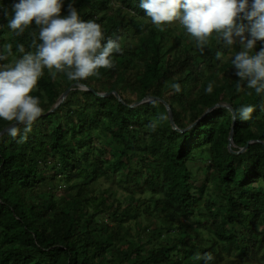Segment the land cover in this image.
Listing matches in <instances>:
<instances>
[{
    "label": "trees",
    "instance_id": "trees-1",
    "mask_svg": "<svg viewBox=\"0 0 264 264\" xmlns=\"http://www.w3.org/2000/svg\"><path fill=\"white\" fill-rule=\"evenodd\" d=\"M10 2L0 7V52L10 42L13 55L0 63L22 56L17 44L34 52L31 32L39 43L34 25L10 32L19 0ZM62 3V16L71 4L122 51L86 81L45 69L32 93L44 112L28 140H0V264H264V95L237 90L231 57L240 45L229 51L213 39L201 54L178 23L158 30L140 0ZM111 91L122 99L98 94ZM227 105L253 106L252 118L233 126ZM8 125L0 120V132ZM191 161H202L199 171Z\"/></svg>",
    "mask_w": 264,
    "mask_h": 264
},
{
    "label": "clouds",
    "instance_id": "clouds-1",
    "mask_svg": "<svg viewBox=\"0 0 264 264\" xmlns=\"http://www.w3.org/2000/svg\"><path fill=\"white\" fill-rule=\"evenodd\" d=\"M139 7L160 31L173 23L182 26L201 54L211 47L213 39L229 51L239 44L240 50L231 57L240 78L237 90L246 84L257 95H264V48L255 50L257 41H264V0H140ZM62 8V0H19L12 5L10 32L22 36L34 25L39 30V43L36 32H31L30 47L35 51H26L24 44H17L22 56L0 63V120L9 122L0 132V140L5 134L13 139L19 136V143L28 140L34 122L44 112L40 98L32 93L38 90L45 69L52 79L63 74L70 81H86L98 77L100 69L113 67V54L122 51L116 40L109 38L103 43L105 34L99 23L83 20L71 4L68 15L62 16ZM241 19L248 24L238 23ZM246 32L251 38L245 36ZM12 49V43L6 42L0 61H8ZM216 59L223 63L225 53L216 52ZM174 87L179 91L178 84ZM212 90L213 85L209 84L206 91ZM253 112V106H243L233 118L248 121ZM167 119L166 115L159 117V121ZM157 124L150 123L153 132ZM212 258L211 254H205L206 260Z\"/></svg>",
    "mask_w": 264,
    "mask_h": 264
},
{
    "label": "water",
    "instance_id": "water-1",
    "mask_svg": "<svg viewBox=\"0 0 264 264\" xmlns=\"http://www.w3.org/2000/svg\"><path fill=\"white\" fill-rule=\"evenodd\" d=\"M82 87H86V88H88V89H91V88H89V87H87L85 84H82L81 85ZM71 88H72V86H70V87H68L67 88V90L63 93V95L61 96V98L59 99V101L57 102V104H56V107L66 98V96L68 95V93H69V91L71 90ZM111 93H115L116 95H117V97L119 98V99H122L121 97H120V95L116 92V91H111V92H108V93H98V94H101V95H109V94H111ZM156 97H150L149 99H155ZM148 99V100H149ZM144 100H142V101H140V102H137V103H135L134 105H137V104H139V103H141V102H143ZM166 105H167V107H168V111H169V116H170V120H171V123L174 125V127L175 128H177L176 126H175V121H174V119H173V113H172V110H171V108H170V106L166 103ZM217 105H220L219 103L218 104H216L215 106H213V107H211V108H209L205 113H204V115H206V113L207 112H209L211 109H213L214 107H216ZM228 107H230L231 108V110H232V112H233V116H234V109L231 107V106H229V105H227ZM55 107V108H56ZM54 108V109H55ZM54 109H52V110H54ZM203 115V116H204ZM235 125V119L233 120V126ZM9 126V125H8ZM7 126V127H8ZM190 126H192V125H190ZM6 127V128H7ZM233 128L234 127H232V130H231V132H230V135H229V148L230 149H232V144H233ZM5 129V128H4ZM4 129L1 131V132H3L4 131ZM252 142H254V140H250V141H248L247 143H246V145L244 146V147H241L240 148V150L238 151V152H240V151H243V150H245Z\"/></svg>",
    "mask_w": 264,
    "mask_h": 264
},
{
    "label": "rangeland",
    "instance_id": "rangeland-1",
    "mask_svg": "<svg viewBox=\"0 0 264 264\" xmlns=\"http://www.w3.org/2000/svg\"><path fill=\"white\" fill-rule=\"evenodd\" d=\"M10 1L12 2L13 0H10ZM2 2H3V0H0V7L2 6ZM10 62H12V61H10ZM189 165L196 172V171H199L198 170L199 166H202L203 163H202V161H197V162L196 161H191V162H189ZM101 182H103V187H107V186L111 185L113 187V189L115 188L117 191L115 189L114 190L116 191L118 196L124 197L127 194L123 188H120L117 185H113L112 182L106 181L105 177L101 178ZM143 218H145V217H143ZM143 222H145V219H143Z\"/></svg>",
    "mask_w": 264,
    "mask_h": 264
}]
</instances>
